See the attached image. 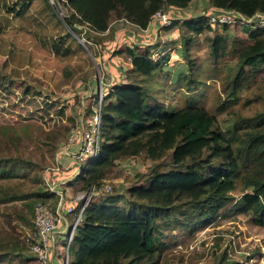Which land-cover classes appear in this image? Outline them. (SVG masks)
<instances>
[{
	"label": "trees",
	"instance_id": "1",
	"mask_svg": "<svg viewBox=\"0 0 264 264\" xmlns=\"http://www.w3.org/2000/svg\"><path fill=\"white\" fill-rule=\"evenodd\" d=\"M37 1L17 0L18 7L9 9L20 19L30 13ZM210 2L212 12L180 20L176 12L187 10L193 0H66L69 16L64 20L81 38H85V33L77 25H87L98 32L85 38L86 45L98 57L101 55L98 46L114 37L116 30L111 23L115 17L146 29L156 12L170 7L171 15L176 17H169L165 30L176 33L174 42L183 46L180 56L189 67V71L178 72L176 85L185 91L197 87L199 69L193 56L194 41L205 35L213 75H220V65L225 62H235L233 71L223 75L221 84L224 103L230 104L242 88L254 83L264 85V27L234 23L215 29L207 16L218 9H234L250 17L264 12V0ZM50 7L58 17L57 6ZM14 16L5 17L3 25L10 26ZM125 28L126 25L119 30V35L123 40L129 38L130 43L122 45L125 42L121 41L114 54L129 60L130 68L127 76L124 74L125 80L123 74H116L114 77L118 79L105 90L101 151L90 169L81 163L79 190L101 188L118 160L146 156L153 164L147 182L130 187L129 197L114 194L106 200L89 201L70 246V264H160L162 242L204 228L220 214L240 212L264 229V108L223 128L217 117L196 105L194 99L181 108L165 105L158 100L151 82L159 71L169 74L175 64L173 55L168 52L154 58L156 45L132 43L131 31H122ZM239 29L247 34L246 39L239 36ZM67 36L87 53L76 36L69 31ZM92 38L96 47L89 45ZM63 44L55 42V49L71 52ZM10 141L3 143L9 146ZM2 152L0 148V179L31 175V160L4 156ZM55 178L69 177L66 172L64 175L56 172ZM35 184L40 182L36 180ZM237 190L241 193L240 200L227 213L233 198L230 192ZM34 195L44 203L52 199L53 211L61 198L44 187L34 190ZM29 196L17 184L0 183V203ZM8 250L0 249V261L9 254L20 259L24 256Z\"/></svg>",
	"mask_w": 264,
	"mask_h": 264
},
{
	"label": "rangeland",
	"instance_id": "2",
	"mask_svg": "<svg viewBox=\"0 0 264 264\" xmlns=\"http://www.w3.org/2000/svg\"><path fill=\"white\" fill-rule=\"evenodd\" d=\"M16 1L0 0V148L3 149L4 156L31 160L33 170L31 175L25 177L0 179V183L17 184L30 195L24 200L0 203V249L14 250L24 255L21 260L9 254L0 264H36L30 249V240L34 236V208L37 203L43 201L33 196L34 190L44 187L45 190L63 193L67 189L68 180L80 184L82 162L87 165V170L92 167L94 159L87 157L80 161L76 152L81 148L90 125L89 121L91 122L95 115L102 86L111 87L118 79L114 76L123 74L124 78L130 68L129 60L115 57L114 54L121 46V41L125 42L122 45L130 43L129 38L123 40L120 37L119 30L126 25L122 31L130 30L134 38L137 37L138 43L142 39L139 34L142 29L128 20L115 17L111 23L116 30L114 37L98 46L101 55L96 57L86 45L85 38L98 32L87 25H77L84 30L85 38L76 34L65 23L64 19L69 16V10L64 0H60V7H55L58 17L50 7L55 6L51 0H38L31 6L30 13L20 19L12 15L14 10L9 9L11 6L13 9L18 7ZM211 8L210 0H193L187 10H179L176 13L182 20L185 17H200L212 12L214 9ZM170 9L165 7L163 12L168 17H176L171 15ZM218 10L236 11L248 19L255 15H264V12L258 11L247 17L234 9ZM8 16L15 18L11 20L10 26H4V18ZM156 21L167 25L157 18L156 12L146 28L150 31L149 35L155 31L151 26H154ZM256 23H259L258 19L248 25ZM216 25L215 29L222 28V24ZM68 31L79 41L83 40L82 44L87 53L67 36ZM186 31L188 32L187 29ZM238 33L243 39L248 37L240 29ZM212 35L213 33H209V36ZM175 37L171 36L173 41L166 45V50L163 48L161 53H154V58L168 52L171 55L177 51L181 52L183 46L175 44ZM163 38L159 36L157 40L163 42ZM91 40L89 45L96 47L94 39ZM206 40V36L202 35L194 41L193 56L199 69L197 87L192 91H185V88L176 85L178 72L189 71L186 59L181 58V63L176 62L169 74L165 70L155 74L151 86L158 100L165 105L181 108L188 100L194 99L196 105L215 115L223 128L237 118L253 116L260 112L264 108L263 84L254 83L244 87L230 104L224 103L225 96L221 93L222 77L233 71L235 62H225L220 65V75H213V62ZM62 41V47H70L71 52L65 53L62 49H55L54 43ZM73 133L75 135H72ZM11 138L15 140L11 142ZM4 141H10L9 146H5ZM152 164L153 161L146 156L118 160L101 188L93 192L81 191L83 201L78 210L82 209L89 195L90 202L106 200L114 194L129 197L130 187L147 182V173ZM56 172L60 175L66 172L69 178L56 179ZM36 180L40 182L39 185L35 184ZM75 187L71 188L74 192L69 191L72 195L79 192L80 186ZM230 195L233 198L228 204L227 213H230L233 205L240 200L241 193L237 190L230 192ZM47 204L54 209L52 199L47 201ZM175 230L176 228L174 232ZM230 261L236 264H264V229L240 212L220 214L210 219L204 228H198L189 234L181 233L161 244L160 264H226Z\"/></svg>",
	"mask_w": 264,
	"mask_h": 264
},
{
	"label": "built area",
	"instance_id": "3",
	"mask_svg": "<svg viewBox=\"0 0 264 264\" xmlns=\"http://www.w3.org/2000/svg\"><path fill=\"white\" fill-rule=\"evenodd\" d=\"M52 3L60 7V0H51ZM65 1V0H64ZM157 18L162 19L165 23L169 21V17L163 10L157 12ZM209 21L216 24H234V23H242L249 24L253 22L255 19L259 20V23L252 24L251 27H264V15H255L248 19L244 17L242 14L236 11H219L217 13H212L207 16ZM250 21V22H248ZM104 102V94L100 92L99 94V104L98 107H95V115L93 120L89 123V128L86 131L84 136L81 148L76 152V156L80 161H84L85 158L90 157L95 159L100 151L101 145L103 142L102 137V104ZM88 123V124H89ZM75 130V129H74ZM72 135H75L73 133ZM65 152V151H63ZM68 153V151H66ZM111 189V186H110ZM60 196H63L61 191H54ZM86 207V204L82 207V209L78 213V217L75 223L71 226L68 236H67V244L64 248V264H70V246L73 241V237L75 235L77 226L81 224L82 214ZM69 211H73L72 208H69ZM61 222V217L56 214L53 209L49 206V204L44 202H39L36 204L34 208V236L33 239L30 240V249L33 253V256L36 260L37 264H54L53 257V246L55 240V233L59 230V225Z\"/></svg>",
	"mask_w": 264,
	"mask_h": 264
},
{
	"label": "crops",
	"instance_id": "4",
	"mask_svg": "<svg viewBox=\"0 0 264 264\" xmlns=\"http://www.w3.org/2000/svg\"><path fill=\"white\" fill-rule=\"evenodd\" d=\"M157 24V25H156ZM154 26H151L153 30H155L154 32L152 31V34H154V37H152V34L149 35L150 31L146 30V29H142L141 31H139L140 36H142V39L139 40V42L137 43V37L134 38L133 34H132V38H133V43H135L136 45L139 46H149V45H156V47L153 49V53H161L162 49L164 48L166 50V45L171 42L173 40L172 37L176 36V33L173 31H169L167 32L165 30V25L162 23H156L154 24ZM175 34L174 36L172 34ZM159 36H161L163 38V42L158 41L157 39L159 38ZM151 37V38H150ZM139 39V38H138ZM151 39L155 40L156 43H154V41H152ZM179 44V43H176ZM170 50V49H168ZM167 50V51H168ZM165 52V51H164ZM162 52V54L164 53ZM161 56V55H160ZM182 57L180 56V52L177 51L174 55H173V59L172 62L176 63V62H180V59ZM181 63V62H180ZM107 87H103L102 86V91H105ZM79 182H75V181H70L68 180V182H66V187L67 189L63 192V196H60V200L58 202V205L55 209V213L58 214L61 217V222L59 225V230L55 233V240H54V246H53V257H54V264H64V248L67 244V236L69 233V230L71 228V226L75 223L76 219H77V215L79 213L80 210H78V206H80V203H82V196L80 195L81 190H79V192H77V194L72 195V193H70L72 190L71 188H76L75 186H78ZM81 183V182H80ZM77 184V185H75ZM70 191V192H69ZM76 191V189H75ZM74 192V191H72ZM69 208H72L73 211H69Z\"/></svg>",
	"mask_w": 264,
	"mask_h": 264
},
{
	"label": "water",
	"instance_id": "5",
	"mask_svg": "<svg viewBox=\"0 0 264 264\" xmlns=\"http://www.w3.org/2000/svg\"><path fill=\"white\" fill-rule=\"evenodd\" d=\"M80 41H81V43H83L84 44V42H83V40L82 39H80ZM90 192H93V190H91ZM90 197H91V195H89V198L86 200V202H85V204H86V206H87V204L89 203V201H90Z\"/></svg>",
	"mask_w": 264,
	"mask_h": 264
}]
</instances>
